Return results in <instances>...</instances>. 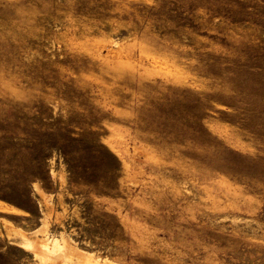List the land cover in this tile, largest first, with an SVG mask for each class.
Listing matches in <instances>:
<instances>
[{"label":"rangeland","instance_id":"obj_1","mask_svg":"<svg viewBox=\"0 0 264 264\" xmlns=\"http://www.w3.org/2000/svg\"><path fill=\"white\" fill-rule=\"evenodd\" d=\"M0 264H264V0H0Z\"/></svg>","mask_w":264,"mask_h":264},{"label":"bare ground","instance_id":"obj_2","mask_svg":"<svg viewBox=\"0 0 264 264\" xmlns=\"http://www.w3.org/2000/svg\"><path fill=\"white\" fill-rule=\"evenodd\" d=\"M37 244V247L38 248H35L38 252H41V250H44V251H48V252H50V254H49V257L50 258H53L54 259V257H55V261L57 260L56 259V256L57 255H62V258H63V256H64V250L63 249H58L57 247H56V245L54 244V245H52V247H50V248H44L43 246H41L40 245V243L39 242H37L36 243ZM34 245V244H33ZM36 247V246H35ZM43 254H45L44 252H43ZM45 255H47V254H45ZM44 256V255H43ZM45 257V256H44ZM47 257H48V255H47ZM47 257H46V259H47ZM49 258V259H50ZM61 258V259H62ZM45 259V258H44ZM57 262V261H56ZM55 263V262H54Z\"/></svg>","mask_w":264,"mask_h":264}]
</instances>
